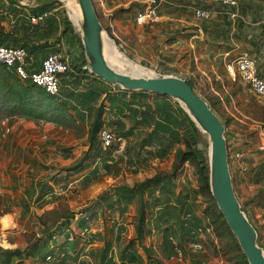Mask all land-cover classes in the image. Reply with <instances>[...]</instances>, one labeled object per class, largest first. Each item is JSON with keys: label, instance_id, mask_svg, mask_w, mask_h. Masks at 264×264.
<instances>
[{"label": "crops", "instance_id": "1", "mask_svg": "<svg viewBox=\"0 0 264 264\" xmlns=\"http://www.w3.org/2000/svg\"><path fill=\"white\" fill-rule=\"evenodd\" d=\"M91 1L101 24L109 30V34L127 57L153 71L189 81L194 89L198 78L204 79L205 87L211 90H213V84L218 88H224V85L229 86L237 79L240 85L245 86L239 78L231 77L227 71V67H234V61L243 51L253 57L258 71L264 75V0H237V6L231 9L220 3H208L202 0H160L157 9L159 20L157 23L144 26L135 24V16L146 6L147 0ZM13 3H15L13 7L17 9L25 6L34 9L41 2L26 5L20 0H15ZM196 9L210 12V20L195 19L194 10ZM26 12L23 9L18 11L17 15L13 13L9 17L26 21L28 15L24 14ZM230 13H234L236 17L231 18ZM44 35L48 36L47 40L44 39ZM22 36L29 37L30 46L40 47L46 41L48 47H59V44L53 45L51 42L55 41L53 38H59L60 33L53 34L52 29L47 27L45 22L39 23L31 31H19L18 37ZM61 38H67L69 43H73L78 55L81 56L78 44L80 39L76 32ZM43 59H33V68L39 69ZM103 88H106V92H110L112 96L120 98V94L110 89L108 85ZM214 94L218 96L216 91ZM126 98L124 97L123 100ZM229 98L232 96L229 95ZM106 110L108 112L105 114L106 121H109V118L113 122L119 119L123 128L126 126V131L133 125L130 119L121 118L114 111L110 112L108 108ZM5 125L10 132L0 138V196L2 211L6 213L2 220L6 218L9 222L8 227H3L4 229L10 230L17 227L15 218L18 217L23 216L24 222H30L27 214L41 216L44 212L52 210L53 205L57 206L63 198L68 203L69 211L75 214V218L60 226L58 224L55 229H52V238L45 242L44 247V252L49 253L48 255L57 257L62 253L59 252L62 245L59 246L60 242L55 240L68 233L70 237L80 238V244L74 251L69 249H63V251L72 258L78 253L79 258L86 264H101V250L105 243L111 244L108 257L114 264H121V262L123 264H227L221 253L213 252L212 246L217 245V241L214 236L206 232L202 233V236L195 237V242H202L201 252L192 251L191 245L195 242L191 243V239L186 237L185 233L174 231L173 243L179 248L177 257L159 255L158 246L161 243L162 231L155 228L158 208L151 210L150 220L144 227V231L148 229L147 235L142 241V245L152 253L145 254L137 243L127 247L128 242L135 238L133 218L138 211L137 201L127 206L124 214H120L117 204L112 207L103 205L97 220L89 225L78 226L81 220L78 211L90 206L105 193H113L115 187L102 192L105 190V182L114 183V179L124 170H128L132 177L140 173V164L137 165L135 161H133L134 164L129 163L136 151L127 154V157L121 156L119 165L112 169L115 172L113 171L114 173L109 176H97V172H102V166L98 164L94 167L92 160L90 166L80 174L64 172L61 168L68 167V164H71L77 156L73 158L74 152L71 154L70 151L66 161V158L57 152L48 154V149L52 148L50 143L41 141L45 140L42 137L48 132L52 137L51 143L54 141V144H58L55 140L59 138L57 135L60 134L58 130L61 128L51 124H35L19 118L7 119ZM136 130H134V136L130 137L135 141L134 143H137L138 139ZM225 137L234 192L257 232L258 244L264 249V177L261 174L264 156L248 145L239 146L236 135L230 132L228 126ZM59 144L63 145V143ZM179 148L182 149L181 146L174 147L164 158L150 160L147 164L148 170L144 169L145 179L152 178L160 172L170 175ZM238 153L241 155V164L248 169L245 174L239 171V164L235 159ZM117 155L119 154L115 153L113 157L118 158ZM80 181L89 186L83 191L77 190L74 193ZM42 183H47L52 188V192L36 201L38 189ZM100 189H102L101 192H99ZM196 190L197 183L192 166H189L188 162L182 163L177 169L176 176L170 181L171 194H167L166 202L175 209L182 207L183 213L185 205L193 203L198 206L195 214L201 220L200 228H205L207 220L201 214L204 204L201 203V197L195 194ZM181 217L184 219L183 216ZM172 218L171 214H168L167 226L174 223ZM56 228L61 230L57 231ZM21 231L26 232L24 229ZM62 231L64 232L61 233ZM88 241L92 242L88 243ZM20 244H26V241L22 240L9 245L15 249ZM131 255L137 257L134 263H128ZM30 262L43 264L33 259L25 260L23 264H30ZM65 264H68V261H65Z\"/></svg>", "mask_w": 264, "mask_h": 264}, {"label": "trees", "instance_id": "2", "mask_svg": "<svg viewBox=\"0 0 264 264\" xmlns=\"http://www.w3.org/2000/svg\"><path fill=\"white\" fill-rule=\"evenodd\" d=\"M10 1L12 4H15L13 3L15 0ZM40 2V5L31 10L30 14L34 15V17L50 11L53 5V2L46 0ZM29 19L30 16L18 28L14 27L10 32H0V45L21 47L25 49L28 57L44 51L47 46L46 41L44 45L38 47L36 45H29V37L22 36L20 39L15 38L19 34V31H28V27L32 29L40 23L31 24ZM43 22H45L47 27L52 29L53 34L60 33L59 38L74 34L73 27L65 16V13H63L61 20L56 16H50L41 23ZM105 29L109 33V30ZM47 38L48 36L44 35V39L47 40ZM78 41L83 61V67L78 72L93 80L82 93L77 90L78 85H80L78 78H73V80L70 79L69 81L73 86V92L59 90L56 96L48 95L44 90L31 82H21L12 70L0 64V122L11 118H19L34 122L35 124H51L57 128L71 131H75L79 126L84 127L85 125L86 150L83 152L81 159L69 167L61 168L64 172H74L76 174L85 171L90 166L91 160L93 161L92 164L94 163V167L98 164L102 166V172H97V176H109L115 172L112 169L117 167L121 161L120 157H113L117 147L112 144L105 151L100 147V132L107 127L109 129L113 128L116 134L121 136H115L116 139H122V136L125 138L134 136V130L137 129V126H143L149 130L148 136L142 139L141 143H138L139 145L137 146L140 148L138 151L136 150L135 155L129 161L130 164H134L133 161H135L137 165L147 166L150 160L164 158L174 147H182V149H177V159L170 175L160 172L154 177L146 178L133 186L121 185L115 188L113 193H105L93 201L90 206L78 212L81 215L78 226L89 225L97 220L100 210L103 209V205L112 207L117 204L120 214H124L127 206L137 201L138 211L136 217L133 218L135 222V238L128 242L127 247H131L137 243L145 254L149 255L152 253V251L142 245V241L147 235L148 229L144 231V227L150 220L151 210L158 208L156 211L157 216L155 217V228L162 231L158 254L162 257H177L179 248L173 243L174 231L185 233L186 237H189L191 243H193L196 241L197 230L201 224L200 218L195 214L198 206L193 203L185 205L183 213L182 207L175 209L166 202L167 194H171L170 181L176 176L177 169L181 166L182 162L186 161L193 168V176L197 183L195 194L201 197V203L204 204L201 214L207 220L206 228L211 229L217 241V245L212 246L213 252L221 253L227 264H247L235 238L227 228L210 195L207 144L203 141L202 135L197 132L181 108L167 97L142 92H123L109 85L110 89L116 90L120 94V98L112 96L110 92H100L94 82H104L88 73L82 45L80 40ZM186 82L195 91L193 84L189 81ZM101 93L107 97L106 99L109 102L108 110L110 112L114 111L121 118H128L133 122V125L127 132H123V125L119 119L107 123L105 120L106 107L103 102L98 103L97 101ZM128 96V100H123L124 97ZM150 96L154 99L153 104L145 101ZM203 99L208 102L212 111L218 117H221L215 109V103L210 102L209 97H204ZM223 124L227 128V123L223 122ZM116 174H118L117 171ZM51 192L52 188L47 183H42L38 189L36 201ZM172 197L174 198L173 195ZM173 200L178 201L177 199ZM50 213L49 219H51V223L49 225L42 220V217H38L39 223L41 222L40 226L44 230L45 239L42 242L37 241L31 245H27L24 249L15 248L9 250L0 248V264H23L25 260L32 259L35 262L44 264L49 254H45L44 252L45 242L51 240L52 229H55L57 223L62 222L60 224H65L66 221L73 219L75 216L74 213L67 210H64L63 213H59L58 211ZM168 214H171L174 222L170 226H167ZM79 239L75 236L70 237L68 233L67 235L64 234V242L59 251L62 253L56 257L59 264H65V261H68V264H76L78 261L79 264H86L82 262L83 259L79 258L80 255L78 253L72 258L67 255L68 253L66 254L63 251V249L74 251L76 246L80 244ZM110 249L111 244L105 243L104 248L101 250V264H114L108 257ZM136 259V255H131L128 263H134Z\"/></svg>", "mask_w": 264, "mask_h": 264}, {"label": "rangeland", "instance_id": "3", "mask_svg": "<svg viewBox=\"0 0 264 264\" xmlns=\"http://www.w3.org/2000/svg\"><path fill=\"white\" fill-rule=\"evenodd\" d=\"M20 1L21 3L26 5H32V4L35 5L38 3L39 0H20ZM46 1L53 2V5L51 6L52 10L58 9L56 11V16L59 18V20H61L63 13H65V16L68 18V14L65 11L64 1L62 0H46ZM13 6L14 5L11 3L10 0H0V32L3 33L10 32L14 27L18 28V26L25 21V20L23 21L20 20L21 18L17 20L11 19L9 16L13 15V13L17 15L18 11L20 12V10L22 11L23 9H25L27 12L24 14L25 15L28 14L27 18H29V16L30 18L34 17V15L30 14L32 8H28L27 6H25V7H20V9H17L16 7ZM28 31H31L30 27H28ZM24 32H26V30H24ZM18 35L19 34H17L15 38L20 39ZM53 39L55 41L51 42V44L55 45L57 43L59 44V47L54 46L53 48H51L52 46L48 47L47 45L44 51L38 52L36 55L32 56L33 59L41 60L49 53L59 54L61 58L67 63L70 70V72L68 73L69 75L68 81L64 80V76L62 77L63 80L60 83V91L73 92L74 91L73 86L69 81L70 79L73 80V78H78L79 80L78 82L81 85L80 92L81 93L84 92L87 86L89 85V83L93 80L90 77L85 76L83 73L78 72L83 67L82 51H81V56L78 55V52L76 51V47L73 45V43H69L67 38L62 39L60 37ZM116 44L118 46V43ZM47 48H50L51 50ZM237 80L231 83V85L229 86L224 85V88L222 87L218 88L213 84L212 87L213 90H211L205 87L204 79L200 80L198 78L197 81L198 84L196 82L195 92L202 98L209 97L210 102L215 103V109L221 116L219 118L222 120V122H226L230 132L236 135L239 146L248 145L249 147L254 148L256 151L260 152L264 156V150L261 151L258 149L260 145H264V140L259 137V132L264 127V98L256 97L247 87L240 85L237 82ZM94 84L99 88L100 92L102 93L106 92L105 90L106 88L105 89L103 88L105 87L104 83H99L95 81ZM214 91L218 93V96L214 94ZM102 93L98 97L97 101L98 103L103 102L104 106L106 108H109L108 107L109 102L106 99L107 97H105V95ZM229 95H231L232 98H229ZM126 100H128V98H126ZM145 101L149 104L154 103V99L152 96L146 98ZM108 122L111 123L113 121L109 118ZM5 129L6 127L0 126L1 137L7 135L10 132L9 131L8 133H6ZM108 130H110V132H112L115 136H120L116 134L113 128L112 129L108 128ZM58 131L60 133L59 135H57L59 138L55 140V142H58V144H54V141L53 143H51L52 137L48 134V132H46L44 134V137H42L45 140H41V141H45V142L47 141L48 143H50L49 145L52 148L48 149L49 150L48 154H55V152H57V154H59L60 156L65 157L66 161L68 160V155H69L68 153H70V151L71 154L72 152H74L73 158L75 156H77V158H75L71 164H68L69 167L70 165H73L74 163L79 161V159H81L82 157L83 152L86 150V126L85 125L84 127L79 126V128L75 131L63 130V129ZM123 132H127L126 126L123 128ZM136 134L138 136L137 143H134L135 141H133L132 138L130 137L125 138L124 136H122V139H124L125 141V146L123 152L119 153L117 157H121V156L127 157V154L130 153L131 151L132 152L136 150L138 151L140 148L139 146H137L139 145L138 143H141V140L145 139L148 136L149 130L143 126H137ZM203 141L206 143L205 139H203ZM59 143H63V145ZM182 163L186 164V161ZM190 165L191 164L189 163V166ZM144 169L148 170V166L147 168L146 167L142 168V166H140L141 171L138 175H136V177L134 176L132 177L131 174L128 172V170H124L123 172L121 171L119 176L114 179V183L105 182L106 183L104 185L105 190L100 189L99 192H101V190L102 192L108 191V189H111L113 187L117 188L121 185L133 186L141 182L146 177V175H144ZM77 185L78 187L75 188L74 193H76L77 190L83 191L89 186L88 184L83 183V181H80ZM53 207L54 208L52 210L44 212V214H41V216H37L36 214L33 215L27 214V217L29 216L30 222H24L25 219H23V216L15 218L17 227H13L10 230L4 229L8 227L9 222L7 221L6 218L2 220V218L5 216L6 213L2 211V202L0 196V246L3 249L12 250L14 248L10 247L9 244L18 243V241L25 240L26 244H20L19 246H16V248L24 249L27 245H31L37 241L42 242L44 237V232H43L44 230H42L43 228H40L41 222L39 223L38 217H42V220L49 225L51 223V219H49V215L51 214L50 212L58 211L59 213H63L64 210L69 211L68 203L63 198L59 201V203H57V206L53 205ZM60 223L62 222H59L56 225L59 224L58 226H60L61 225ZM23 229L26 232H22L21 230ZM58 234L59 233H57L56 235ZM55 241L60 242L59 244L60 246L64 241V237L62 238L58 237ZM30 264L33 263L30 262Z\"/></svg>", "mask_w": 264, "mask_h": 264}, {"label": "water", "instance_id": "4", "mask_svg": "<svg viewBox=\"0 0 264 264\" xmlns=\"http://www.w3.org/2000/svg\"><path fill=\"white\" fill-rule=\"evenodd\" d=\"M70 1L77 10L76 21H71L66 2L65 11L80 39L88 73L123 92H142L167 97L181 108L206 141L209 192L219 213L247 264H264V249L258 244L257 232L234 192L226 128L222 120L184 79L153 71L130 60L101 24L91 0ZM110 45L118 55L137 65L139 71L131 73L126 68L114 67L110 59Z\"/></svg>", "mask_w": 264, "mask_h": 264}, {"label": "built area", "instance_id": "5", "mask_svg": "<svg viewBox=\"0 0 264 264\" xmlns=\"http://www.w3.org/2000/svg\"><path fill=\"white\" fill-rule=\"evenodd\" d=\"M208 3H220L226 8H235L237 0H202ZM160 0H147L146 6L140 10L135 16V24L138 26L152 25L159 20L157 9ZM58 9H51L38 17H31V24H37L44 19L56 16ZM231 18H235L234 13L229 14ZM194 17L200 21H209L211 14L208 11L201 9L194 10ZM0 64L7 69L12 70L16 77L21 82H31L35 86L44 90L48 95L56 96L60 90V83L63 80L68 81L70 72L69 66L62 60L57 53L47 55L42 61L39 69H34V60L28 57L25 49L21 47H12L0 45ZM227 71L233 78H239L241 82L256 96L264 98V75L260 74L257 68V63L253 57L243 51L234 61V67H227ZM77 90H81V85H78ZM0 126L6 127L5 120L0 122ZM6 133L10 131L6 127ZM259 137L264 140V127L259 132ZM100 147L102 150L108 149L112 144L117 147L115 153L123 152L125 143L122 139H116L115 135L107 128L103 129L99 135ZM259 150H264V145H260ZM240 153L235 155V159L239 164V171L243 174L247 173L248 169L240 162ZM261 174L264 177V164L261 169ZM209 233L213 236L211 229L199 228L197 236H202V233ZM0 248H2L0 246ZM3 249V248H2ZM193 252H201L202 242L198 241L191 245ZM45 264H59L58 259L48 255L45 259ZM79 264V261L76 263Z\"/></svg>", "mask_w": 264, "mask_h": 264}, {"label": "bare ground", "instance_id": "6", "mask_svg": "<svg viewBox=\"0 0 264 264\" xmlns=\"http://www.w3.org/2000/svg\"><path fill=\"white\" fill-rule=\"evenodd\" d=\"M66 2L68 8L70 9L69 11V17L72 22L76 21V8L73 5V3L70 0H62ZM110 49V59H111V64L114 67H117L118 69H128L131 73H137L139 71V68L137 65H135L133 62L129 61L128 59L118 55V53L115 51L114 47L112 45L109 46Z\"/></svg>", "mask_w": 264, "mask_h": 264}]
</instances>
